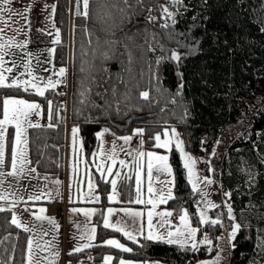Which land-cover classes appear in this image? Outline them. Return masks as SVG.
<instances>
[{
  "label": "trees",
  "instance_id": "obj_1",
  "mask_svg": "<svg viewBox=\"0 0 264 264\" xmlns=\"http://www.w3.org/2000/svg\"><path fill=\"white\" fill-rule=\"evenodd\" d=\"M194 1L200 3L196 14L195 11L184 14V8L180 9L182 15L177 16L174 34L182 35H177L176 39L167 35L173 29L160 27L164 21L159 6L167 5L168 0H142V6L136 0H130L132 7L127 8L125 13L113 9L109 23L114 34L110 39L118 43L114 55L110 53L111 59L101 66L92 55L88 33L82 30L83 25L95 31L98 25L74 14V7L71 14V0H53L56 6L53 20L61 38V43L55 45L54 63L66 68L69 65V105L66 111L61 95L51 91L46 93L54 101V110L60 111L61 119H53L51 123L55 126L52 128L45 126L28 130L29 156L34 165L37 159L40 161L37 172L49 177V185L58 189L60 197L64 186L66 130L69 126L80 127L88 156L98 147L95 134L105 127L120 136L136 128L151 130L144 136L145 151L161 152L162 149H156L149 137L169 127L180 132L185 149L197 157L203 155V147L208 149L217 144L221 152L216 160L215 177L220 189L231 194L235 220L241 225L236 239L232 241L235 247H230L228 251L226 264H251L253 261L261 264L264 253L257 252L256 243L264 237V32L260 31V22L264 21V0ZM149 15L157 18L154 23L148 20ZM158 44L164 45L165 52L169 54V50L180 52L182 60L179 64L164 62L159 67V80L156 81L150 79L148 64L154 63L163 54ZM125 45L134 58L130 73L123 70L128 64ZM150 46L155 51H149ZM189 47H194L195 51L189 53ZM82 66L85 72L80 71ZM89 75L95 80L91 85V99L96 104H104L97 93H105L111 99L112 87L116 88L119 96L128 94L127 101L120 106L119 115L110 110L108 116L101 117L97 123H86L84 116L97 117L100 111L88 107L83 108V115L77 114L82 108L79 103L81 83H86ZM157 83L164 91H157ZM180 83L184 84V88L177 100H182L183 106L168 101ZM106 89L109 90L107 93ZM140 91H149L150 97L155 98L154 102L149 105L141 99ZM5 96L39 102L44 109L43 119L48 123L47 103L43 98L15 89H0V98ZM162 108L164 111H161ZM185 109L187 116L181 120ZM12 134L13 130L9 128L10 140ZM204 134L207 136L206 144L202 141ZM169 156L175 176L173 193L176 199L163 207L172 210V217L177 219L179 216L175 209L182 205L189 211L195 227L198 195L191 191L176 150L173 149ZM92 179L97 185L95 192L100 197L95 204L97 214L93 216L96 227L94 246L68 255L65 264L80 261L87 253L94 264H104V257L109 255L113 257L111 264H118L120 259L143 263L195 264L211 255L212 251H207L204 246H201V251L193 253L175 245L148 242L143 238L138 244H133L120 233L105 229L101 212L105 216L107 207L111 206L107 200L110 184H105L96 172H93ZM56 180L60 181L59 185L52 182ZM117 190L121 203L116 205L133 204L127 201L135 197L134 177L118 182ZM25 205L35 209L40 203ZM10 220L11 212L0 213V262L24 264L27 233L11 225ZM200 227L205 234H210L209 238L213 241L221 233L218 226ZM202 237L198 233L197 238ZM108 239H117L131 247L133 252L125 253L107 246Z\"/></svg>",
  "mask_w": 264,
  "mask_h": 264
},
{
  "label": "snow or ice",
  "instance_id": "obj_2",
  "mask_svg": "<svg viewBox=\"0 0 264 264\" xmlns=\"http://www.w3.org/2000/svg\"><path fill=\"white\" fill-rule=\"evenodd\" d=\"M10 0H3V3L7 5ZM138 5L142 6V0H136ZM120 5H123L121 7ZM170 5L171 8L168 6ZM47 8V6H45ZM132 7L130 0H77V16H81L86 21H90L93 25H98L95 31L90 30L82 25V30L87 32L89 35V44L92 45V55L96 57L101 66L111 59V55H114V48L118 41L110 39V36L114 33L112 32L111 25L109 21L113 16V9L120 13H125L127 8ZM181 8H186L184 0H168L167 5H160L159 11L161 12V18L163 23L160 25L163 29H173V31L168 32L167 35L170 39H176L177 35L174 34V26L177 24V16L182 15L180 12ZM51 16H55L56 6H51ZM171 9H175L172 11ZM3 8L0 7V11ZM30 12V9H29ZM151 12V9H149ZM156 17L149 15L148 20L150 22H155ZM170 21V23H169ZM0 24L7 25L8 21L0 18ZM54 27V25H53ZM260 31L264 32V21L260 22ZM4 28H0V89H15L22 91L23 93L35 95L46 100L47 103V125H42L39 120L34 121L33 116L43 117L44 109L42 105L37 101H29L25 98H18L13 96H5L0 98V213L5 211L12 212L10 223L18 229H22L26 233H30L27 240V250H26V264H56L57 259L60 256V252L56 247L57 234L59 232L60 225L57 223L54 217H48L45 215L46 209L44 207H39L38 214L34 215V223L31 227L25 225L21 222L19 217L15 214L14 208L21 202L27 201H41L47 199L52 200V193L49 190V177L41 176L37 172V167L40 165V161L37 159L35 165L29 156V140H28V130L29 129H39L41 127L52 128L55 125L51 123L53 119L60 120V111L54 110V101L46 96V93L53 92L58 86L64 84V78L67 76V68L60 67L55 68L53 64L51 68H43L42 71L50 73L48 76H42L35 72L32 65V54L24 53L20 62L15 59L6 60V57L14 55L11 52L12 48L24 50L28 46V41L17 42L15 39L7 38L3 36ZM153 39L155 35L153 34ZM53 44L59 45L61 43L59 29L55 30V39L52 41ZM177 43H181L177 40ZM160 51L163 53L158 57L154 63L148 64V70L150 73V79L159 80L158 70L159 67L164 62H179L182 60V55L176 50H169L165 52L164 45L158 44ZM188 47L187 45H182ZM125 50L128 52V64L124 66V72H131V65L134 62L133 55L125 45ZM149 51H155V48L149 47ZM56 49L52 48L48 50L49 57L55 53ZM194 47H189V53L194 52ZM37 64H40L39 58H36ZM47 63L51 64L52 60L48 59ZM11 65V66H9ZM106 71V69H104ZM81 72H85V68L82 66ZM143 75V72H141ZM53 77H58L53 79ZM119 78V77H118ZM87 82L81 83V88L79 90V103L82 108L78 111V115H83V108H92L93 110H99L100 116H84L86 123H97L101 117H107L110 110H114L117 115L121 112V104L126 102L128 99V94L125 93L123 96H119L115 87L110 90L111 99L105 93H97L101 100L104 101L103 105L96 104L91 99V85L95 83L94 78L89 75ZM182 79V74H181ZM123 82V81H122ZM157 91H164L160 89L159 84L156 85ZM184 84L180 83L177 87V91L172 93L168 97V101L172 104H178L183 106V101H178L177 97L182 95V90ZM109 90L106 89L107 93ZM58 94V93H56ZM139 97L149 105L154 102L153 97H150L149 91H140ZM161 111H164L162 108ZM187 116V110L183 115L180 116L181 120H184ZM9 128L14 129L11 140L9 139ZM109 128L105 127L103 130L96 133V138L98 147L91 154L93 158L98 157V162L93 159V164L95 166L96 172L99 173L100 179L105 184H110L111 194L107 196L109 203H121L118 196L119 192L117 190L118 182L123 183L124 181L132 179V175L123 173L121 170L129 168L130 165L126 160L118 158V152L124 151L132 160V169L135 176V197L129 199L127 203H135L137 205H151V209L147 211V231H145V225L143 223L144 212L136 211L130 208H123L119 211L123 212L125 217H128L131 224L134 227H130L127 222L123 220H117L112 223L110 218L116 214L117 210L112 208L107 209V216L103 215V227L105 229H112L114 232L121 233L128 241L133 244H138L140 238L148 242L155 243H165L168 245H175L184 251H191L193 253L201 251V246H204L207 251L211 252L213 250L217 251V255L211 261L198 262V264H221L224 258L220 253L223 249L219 246L213 249V240L209 238L207 234L203 232L200 226H223L221 219L217 217L216 219H210L208 216V209H215L219 207L217 204L213 203L211 200H207V193L200 187V184L212 185L214 181L209 177L205 176L201 178L196 170V165L198 161L185 151V141L180 138V134L175 128L165 129L160 132L152 133L149 139L154 141V147L156 149H163L167 153L173 151V146L175 150L179 153L180 159L183 162V168L187 172V182L191 185V191L193 194H199L201 200L204 202L203 208H201L200 201H197V214L196 223L197 226H193L190 213L182 205L175 209L179 216V226L175 227L170 224L169 219L173 216L172 210L156 211L159 205L167 204L169 201L176 199L173 188L175 187V176L173 174V167L169 163L168 155H161L154 151L144 150V136L146 132L151 130L144 128H136L133 130L132 135L117 136L114 132L111 133L114 136V141L110 149H105L104 137L109 133ZM80 127L74 125L71 129V146L74 162L72 165L73 176L77 173V164L83 163L86 174L88 175L87 181V193L81 196V200H87L91 203H98L100 200L99 195H95V190L97 185L94 184L91 178V169L87 161L83 159V142L79 140ZM163 137V139H162ZM137 139V146L129 151L123 145H130L133 139ZM116 140H122L123 145L119 147L116 144ZM79 144L80 154L77 157V146ZM9 145L10 152H9ZM212 155H215L213 151ZM119 165V170L114 171ZM148 181L147 193L148 198L143 199L142 191V177L145 175ZM169 177L171 179L161 180V177ZM12 178L11 182L8 178ZM108 177H114L108 179ZM28 180H43L46 183L43 185L37 184L32 187L36 194H29L27 196V201H25L24 196H17L16 189L18 187H23L20 181ZM159 181L164 185L163 188L155 190L153 187V181ZM57 185L60 181H52ZM8 183V188L5 189L3 185ZM58 191V189H57ZM229 198L230 193H225ZM227 215L229 220L233 221L231 224L229 234L227 237L228 244L230 247L234 248L235 245L232 243L237 237L240 231L241 225L235 222V216L233 214V209L231 205H226ZM73 213H81L83 216L89 220L95 216V209H71ZM154 218H157V223L154 225ZM47 225V226H45ZM77 228L80 227L79 224L76 225ZM198 233H200L203 238L198 239ZM51 236V239H45V237ZM96 227L88 228L85 226L84 233L81 234L78 239L80 241L87 240V243L77 244V246L69 251V255L79 253L84 249L93 247L92 241L95 240ZM218 239H223L220 237ZM107 246L118 249L125 253L133 252L131 247L125 246L123 243L117 239H108L106 241ZM143 247V245H140ZM256 249L258 253H264V237H261L256 243ZM113 260L112 256L104 257V264H111ZM2 264V262H0ZM119 264H133L132 261H125L123 259L119 260ZM155 264H160V262H155ZM255 264V262H251Z\"/></svg>",
  "mask_w": 264,
  "mask_h": 264
},
{
  "label": "crops",
  "instance_id": "obj_3",
  "mask_svg": "<svg viewBox=\"0 0 264 264\" xmlns=\"http://www.w3.org/2000/svg\"><path fill=\"white\" fill-rule=\"evenodd\" d=\"M75 1L76 0H71V14H73V7ZM52 5H54L53 0H10V2L7 5L3 3V0H0V7L3 8V10L0 11V18H3L4 20L8 21L7 25L0 24V28H4L3 36L5 39L12 38L15 39L17 42L28 41V46L26 49H24L25 53H30L31 50H33L34 52L38 51L39 58L42 59L45 66L35 71L36 73H40L43 68H51L53 64L55 65L56 69L60 68V66H57L54 63V54L51 57H49V52H48V50L55 48V44H53L52 41L55 39V30L57 29L53 17L51 16ZM45 6H47V8ZM48 59L52 60L51 64L46 62ZM44 73H48V72H44ZM49 74L50 73H48L46 76H48ZM57 78L58 77H53V79H57ZM68 79H69V71L67 72V76L64 78L65 80L64 83L67 84ZM61 86H63V84L58 86L57 88ZM32 119L34 121L39 120V122L42 125H47V122L43 119V117L33 116ZM72 128L73 126H71V129ZM71 129L67 128L66 130L65 177H64V186H63L62 195L59 197L58 191L53 187H51L47 182L49 185V190L52 193L51 201L47 200L46 198L36 202L27 201V196L29 194H36L32 186L37 185L38 183L43 185L44 183H46L43 180L38 181L35 179L32 180L24 179L20 181V184L23 185V187H18L16 189L17 196L23 195L25 201H27L26 203H40V205L35 209L29 208L27 205H25L26 204L25 202H21L20 204L16 205V207L14 208V212L19 217V219L23 224L31 227L32 224L34 223V215L38 214L39 207H44L46 209L45 215H47L48 217H54L57 223L60 225L59 232L57 234V241H56V247L60 252V256L57 259L56 264H65V257L69 255L70 250L74 249L77 246V244H83L88 242L87 240L80 241L78 239V237L84 233L85 226H87L88 228L95 227L93 224V217L89 220L81 213H73L71 211V209L73 208H79L84 210H88V209L96 210L95 204H97V203L88 202L87 200H81V196L85 194L84 193L85 191L82 192L78 190L76 191V193L74 192L73 188L76 185H78L77 180H79V175H80L79 171L82 167L78 163L77 173L75 176H73L72 165L74 162L77 161H74L72 154L71 133H70ZM12 130L14 132V129ZM111 133L113 132L109 131V133L106 134V136L104 137L105 142L107 140H110L111 138H114V136ZM127 135H132V132ZM121 142L123 141L120 140V143ZM132 142L135 143L134 139ZM134 145H136V143ZM79 154L80 152L77 154V157H79ZM84 159L88 162L89 167L91 169V176L93 177V172H96L95 166L93 164V159H96V161L98 162L99 158L98 157L93 158L92 155L88 156L85 154ZM85 171L87 172L86 169L84 170V172ZM112 178L113 177H108L109 180ZM8 180L11 182L12 178L9 177ZM8 186H9L8 183H5L3 185L5 189H7ZM110 204L111 206L107 207V209L112 208L114 210H117L116 214L110 218L112 223H115L117 220H123L124 222H127L130 227H134V225L131 224L130 219L128 217H125L122 211H119L120 209L123 208H130L132 210L144 212L143 223L145 225V231H147L146 218H147V211L151 208L150 205H137L133 203L131 205L123 206V205H116L118 203H110ZM158 208L162 210H166L162 205H160V207ZM107 209L105 211V216H107ZM12 214L13 213L11 212V216ZM153 223L155 222L153 221ZM77 224L80 225L79 228L76 227ZM29 236L30 233H27V240ZM45 239H51V236L45 237ZM92 244H94V241H92ZM26 250H27V242H26ZM85 260L86 259L84 257L80 261L83 262V264H87V261ZM132 262L133 264H155V263H143V262H135V261ZM24 264H26V251H25ZM92 264L94 263L92 262ZM160 264L163 263L160 262Z\"/></svg>",
  "mask_w": 264,
  "mask_h": 264
},
{
  "label": "rangeland",
  "instance_id": "obj_4",
  "mask_svg": "<svg viewBox=\"0 0 264 264\" xmlns=\"http://www.w3.org/2000/svg\"><path fill=\"white\" fill-rule=\"evenodd\" d=\"M184 4H185L186 8H184L182 13L185 14L186 11H195V14H196L198 12V5H200V3L198 4L194 0H184ZM31 40H32V38H31ZM11 52L14 53V55H10V56L6 57V60L15 59L17 62L21 61V59H22V57L24 56V53H25L24 50H20V49H16V48H12ZM30 53L32 54V65H33L35 71H37L40 68H42L43 66H45V64L43 63L42 59L39 58L38 51L34 52L33 50H31ZM37 57L39 58V61L41 62L40 64H37V60H36ZM9 66H11V65H9ZM67 69L69 71V65H68ZM38 74L46 77V75L48 73H44V71L41 70V72L38 73ZM67 83L69 85V79H68ZM63 85L65 86L66 83H64ZM69 98H70V85H69ZM61 100L62 101L64 100L63 96H61ZM68 105H69V103H68ZM68 105L65 103L66 111H68ZM171 128H174V127H169L167 129H171ZM69 129H71V126H69ZM177 132L180 134V132L178 130H177ZM132 134H133V131H132ZM180 138H181V134H180ZM114 139L115 138H111L110 140L106 141V143L104 145L105 149H110L111 148ZM162 139H163V137H162ZM79 140H82L80 133H79ZM134 141H135V143L137 145V139L136 138H134ZM202 141H203L204 144H206V141L204 139H202ZM115 142H116V144L118 146V149H119L120 146L123 145V142L120 143V140H116ZM133 143L134 142H132L130 145H123V147H125L129 151H131V150H133L136 147V145H134L135 143L134 144ZM173 149H175L174 146H173ZM185 151L188 152L186 149H185ZM213 151L215 152V155H212ZM79 152H80V149H79V144H78V146H77V154ZM84 152H85V150H84V146H83V159H84V155H85ZM220 152H221L220 146L215 144V145H212L208 149L206 147H203V155L202 156H198L197 157V156L193 155L190 152H188V153L190 155H192L198 161V163L196 165V170H197L198 175L201 178L207 176V177H209L210 179H212L214 181V183L212 185H208V186H206L203 183H201L200 187L204 190V192L207 193V197H206L207 200H211L213 203H215V204H217L219 206V207H217L215 209H208V216H209L210 219H216L217 217H219L221 219V222H222L223 226L222 227L218 226L220 231H221V233H219L215 237L212 247H213V249H216V247L219 246L220 248L223 249V252L220 253L224 257L222 259V261H221V264H226L227 254H228V251L230 249V245L228 244L227 237H228V234H229V230H230L231 224L233 223V221L229 220V218H228L226 205H231L232 209H233V206L231 204L230 198L227 195H225V193H227V192H225V191L220 189V184L218 183V180H216V177H215L216 164H217L216 160H217V157L219 156ZM157 153L161 154V155H168V156L170 154V153L165 152V150H163V149H162L161 152H157ZM177 154L179 156L178 152H177ZM118 158L126 160L129 163L130 167L126 168V169H123L121 171L125 172V173H130L134 177V183H135V176L133 174V169L131 167V165H132L131 157H129L124 151H119L118 152ZM179 159H180V156H179ZM180 162H181V165L183 167V162H182L181 159H180ZM169 163H170V156H169ZM262 163L264 165V157L262 158ZM79 164H80V166L82 168L79 171V174H80L79 175V180H77L78 185H76L73 189H74L75 193L78 190L82 191V192L85 191L84 193H87L88 175L86 174V171L84 172V170H85L84 164L83 163H79ZM116 170H119V165H117V168L114 169V171H116ZM184 171H185L186 178H187V172H186L185 169H184ZM91 178H92V176H91ZM160 179L161 180H168V179H171V178L165 176V177H161ZM77 183H75V184H77ZM147 185H148V181H147L146 169H145V175L142 177V191H143L142 198L143 199H147L148 198ZM153 187H154L155 190H159V189L163 188L164 185L162 183H160L159 181H155L154 180L153 181ZM110 189H111V186H110ZM94 194L97 195L96 193H94ZM109 194H111V190L109 191L108 195ZM197 195H198V199L200 201V207L203 208L204 202L201 200L199 194H197ZM163 205L164 204H162V206ZM150 207H151V205H150ZM158 207H160V205ZM156 211H164V210H162L160 208H157ZM233 214H234V212H233ZM168 219H169L170 224L173 226V230H174L175 227L179 226V217L177 219H175L173 217H170ZM154 222H155L154 223V225H155L157 223V218H154ZM235 222L237 223L236 220H235ZM206 234L208 236L210 235L208 233H206ZM220 237H223V239H218ZM210 239H212V238H210ZM217 254H218L217 251L213 250L210 256H208L207 258H205L203 260L195 262V264H198V262L211 261L212 259H214V257ZM85 259H86L85 261H87V264H92V258H91L90 254L87 253L85 255ZM261 264H264V261Z\"/></svg>",
  "mask_w": 264,
  "mask_h": 264
},
{
  "label": "built area",
  "instance_id": "obj_5",
  "mask_svg": "<svg viewBox=\"0 0 264 264\" xmlns=\"http://www.w3.org/2000/svg\"><path fill=\"white\" fill-rule=\"evenodd\" d=\"M55 93L64 97L65 103L68 105L69 103V85L68 83L65 86H61L55 90ZM203 139L206 141L207 136L204 134ZM71 264H83L81 261H71Z\"/></svg>",
  "mask_w": 264,
  "mask_h": 264
},
{
  "label": "water",
  "instance_id": "obj_6",
  "mask_svg": "<svg viewBox=\"0 0 264 264\" xmlns=\"http://www.w3.org/2000/svg\"><path fill=\"white\" fill-rule=\"evenodd\" d=\"M74 14L77 15V1H75L74 3Z\"/></svg>",
  "mask_w": 264,
  "mask_h": 264
}]
</instances>
